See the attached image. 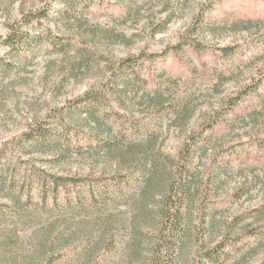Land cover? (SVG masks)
Masks as SVG:
<instances>
[{"label":"rangeland","instance_id":"1","mask_svg":"<svg viewBox=\"0 0 264 264\" xmlns=\"http://www.w3.org/2000/svg\"><path fill=\"white\" fill-rule=\"evenodd\" d=\"M52 1L0 0V42L22 24L23 12ZM118 1L107 0V7L70 20L21 25L41 40L47 28L72 38L74 46L41 50L30 60L9 56L17 68L0 80V156L5 167L22 166L18 170L24 173L33 168L64 176L134 171L136 181L72 211L23 206L20 217L9 213L0 221V264H38L43 239L64 223L91 239L57 264H154L155 248L165 246L159 236L168 227L164 200L174 192L179 171L190 177V194L180 213L185 233L178 264H263L264 97L241 100L255 83L264 86V0H128L122 12L113 6ZM62 7L56 2L54 11ZM185 37L198 49L183 46L173 54L172 47ZM229 45L235 47L232 57L215 55ZM5 52L0 44V56ZM162 52L164 60L135 66L141 85H120L118 66L124 59ZM89 92L106 97L97 123L79 109ZM113 112L143 121L145 131L114 137L108 127ZM38 122L50 124L53 133H97L117 147L25 145L21 137ZM192 138L198 142L184 162L180 153ZM107 228L114 237L111 253L92 255ZM216 250L217 260L209 257Z\"/></svg>","mask_w":264,"mask_h":264},{"label":"trees","instance_id":"2","mask_svg":"<svg viewBox=\"0 0 264 264\" xmlns=\"http://www.w3.org/2000/svg\"><path fill=\"white\" fill-rule=\"evenodd\" d=\"M56 2H60L63 7L54 11ZM105 2L107 0H53L50 5L48 4L34 11L23 12L20 20L23 25H29L35 20L41 19L70 20L79 13L87 14L95 8L107 7L104 6ZM127 5L128 0H119L113 6L117 11L122 12L126 9ZM212 6H215V4L212 3L210 7ZM199 24L197 25L196 23V26H199ZM21 25L16 29L10 30L8 35L3 37L0 42V44L7 48V52L0 56V80L3 78L4 73L17 68V65L9 59V56L30 60L36 58L41 50L53 53L65 51L74 46L72 38L59 37L47 28H45V34L43 40H41L40 37L32 35L30 30L23 29ZM183 46L192 47L195 50L198 49L194 41L191 42L188 40V37H185L175 47H172L174 50L172 53H178V49H182ZM203 51L206 52V50ZM211 51L214 52L215 49ZM29 53H31V56L27 57L25 54ZM216 53H219L218 55L223 59H228L235 54V47L229 45L228 47L217 49L215 55ZM165 55V52L150 55L142 53L140 56L124 59L120 66H118L121 69L118 80L120 85L131 83L141 85L144 80L140 77L135 66L140 65L145 60L154 61L158 60V58L164 60ZM120 89V87L116 86L113 91L118 93ZM262 97H264V86L260 83H255L254 87L249 88L242 95L241 101L247 102V100H251L252 98ZM80 101L79 109L82 112H80L81 114H85L86 118L91 117L95 123L101 121L98 114L106 101L104 93L89 92ZM69 106L74 109L78 105L72 104ZM108 122L110 133H114V137L118 139L143 134L146 129L143 121L122 117L118 112L109 114ZM216 123H218V120ZM49 127L50 124L48 123L38 122L36 126L24 133L21 141L25 145L33 146L34 148L42 146L54 148L56 145H63L70 149H100L108 151L117 147L115 140H103L97 133L86 135L85 133L80 134L75 131L71 135L66 126L65 129L67 130L60 134L57 131L53 133ZM197 142L198 139L194 138L188 141L185 149L180 153V160L186 161L188 152L191 151V147L196 145ZM6 164L7 162H5L3 156H0V196L3 197V200L0 201V221L9 213L20 217L23 206H35L37 210L43 211H72L75 206L83 205L85 202H92L101 197L102 199L104 197L108 198L111 191H122L130 187L137 178L134 171L122 174L112 173L109 175L64 176L52 175L43 169L33 168L26 169L24 173L18 170L22 166L21 168L19 166L9 168L5 167ZM179 172L181 174L178 177L179 181L173 188L174 192H171L169 189V196L164 200L165 210L163 215L166 218L168 227L166 233L163 236L161 234L159 236L158 241L164 243L165 246L161 248L160 245L159 248H155L154 264H178L182 258L184 248L181 241L183 232L185 233V223L184 219L183 223H181L180 213H183L185 196L190 194V177L183 171ZM69 226V223L58 224L53 228V232L43 239L40 246L41 257L38 264H57L60 260L69 257L72 251H77L82 245L87 246L91 239L88 232L83 233L82 237H80L76 233H72ZM112 233V229L107 228L99 235L100 237L95 244L96 246L91 251L92 255L97 256L103 252L111 253V241L114 239ZM6 247L8 248L9 244L2 247L1 255L7 252ZM209 257L217 260V250L212 252Z\"/></svg>","mask_w":264,"mask_h":264}]
</instances>
